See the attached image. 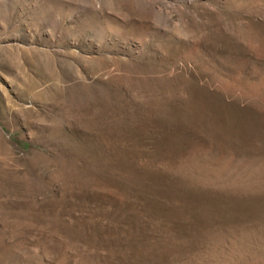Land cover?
Wrapping results in <instances>:
<instances>
[{
    "label": "rangeland",
    "instance_id": "rangeland-1",
    "mask_svg": "<svg viewBox=\"0 0 264 264\" xmlns=\"http://www.w3.org/2000/svg\"><path fill=\"white\" fill-rule=\"evenodd\" d=\"M0 264H264V0H0Z\"/></svg>",
    "mask_w": 264,
    "mask_h": 264
}]
</instances>
